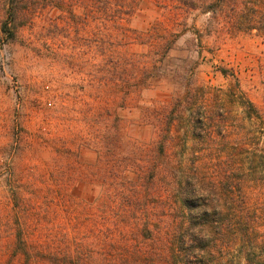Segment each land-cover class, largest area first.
<instances>
[{
    "label": "rangeland",
    "instance_id": "1",
    "mask_svg": "<svg viewBox=\"0 0 264 264\" xmlns=\"http://www.w3.org/2000/svg\"><path fill=\"white\" fill-rule=\"evenodd\" d=\"M105 1L0 0V264H264V34Z\"/></svg>",
    "mask_w": 264,
    "mask_h": 264
},
{
    "label": "trees",
    "instance_id": "2",
    "mask_svg": "<svg viewBox=\"0 0 264 264\" xmlns=\"http://www.w3.org/2000/svg\"><path fill=\"white\" fill-rule=\"evenodd\" d=\"M131 0H113L105 1L110 6H114L118 10V15L123 17L132 7L129 4ZM166 7L169 12L176 16L190 15L191 13L207 14V27L211 29H222L226 33H250L253 30L259 34H264V0H154ZM105 4V3H104ZM186 192V191H185ZM186 192L182 198L184 204V213L186 215L185 232L181 235V241L191 242L190 251L203 250L206 247L204 235L195 237L193 234L196 228H200L201 222L196 218V205L188 202ZM120 196L129 198L124 192L119 193ZM186 211V212H185ZM203 223V222H202ZM187 255V254H186Z\"/></svg>",
    "mask_w": 264,
    "mask_h": 264
},
{
    "label": "built area",
    "instance_id": "3",
    "mask_svg": "<svg viewBox=\"0 0 264 264\" xmlns=\"http://www.w3.org/2000/svg\"><path fill=\"white\" fill-rule=\"evenodd\" d=\"M9 60L8 56H6V61Z\"/></svg>",
    "mask_w": 264,
    "mask_h": 264
}]
</instances>
